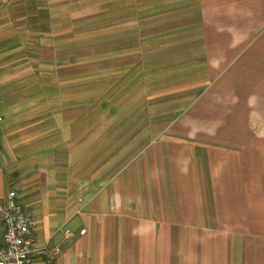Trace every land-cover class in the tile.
I'll list each match as a JSON object with an SVG mask.
<instances>
[{
  "label": "crops",
  "instance_id": "1",
  "mask_svg": "<svg viewBox=\"0 0 264 264\" xmlns=\"http://www.w3.org/2000/svg\"><path fill=\"white\" fill-rule=\"evenodd\" d=\"M0 115L31 264H264V0H0Z\"/></svg>",
  "mask_w": 264,
  "mask_h": 264
},
{
  "label": "built area",
  "instance_id": "2",
  "mask_svg": "<svg viewBox=\"0 0 264 264\" xmlns=\"http://www.w3.org/2000/svg\"><path fill=\"white\" fill-rule=\"evenodd\" d=\"M2 123L0 115V143ZM0 221L4 226L0 264H31L36 251L32 239L35 222L18 200L14 189L9 190L4 199L0 198ZM64 233L67 237L74 235L70 229H64ZM80 233H85V230Z\"/></svg>",
  "mask_w": 264,
  "mask_h": 264
},
{
  "label": "rangeland",
  "instance_id": "3",
  "mask_svg": "<svg viewBox=\"0 0 264 264\" xmlns=\"http://www.w3.org/2000/svg\"><path fill=\"white\" fill-rule=\"evenodd\" d=\"M8 39V38H7ZM7 39H5V40H7ZM11 39H14V37H11ZM7 44H8V42H6ZM15 42L14 41H10V45L11 44H14ZM23 49V48H22ZM26 49V48H25ZM24 52H25V50H24ZM22 50L21 51H19V53L18 52H16L17 53V55H23V53H24ZM15 54V53H14ZM24 55H26V54H24ZM8 56H9V54H6V58H8ZM43 74H48L47 72H45V73H43ZM138 124H139V121H140V118H142V117H139V114H138Z\"/></svg>",
  "mask_w": 264,
  "mask_h": 264
}]
</instances>
